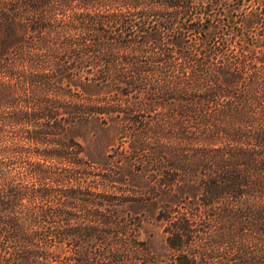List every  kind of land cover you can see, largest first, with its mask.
Returning <instances> with one entry per match:
<instances>
[{"label":"trees","instance_id":"16d2710c","mask_svg":"<svg viewBox=\"0 0 264 264\" xmlns=\"http://www.w3.org/2000/svg\"><path fill=\"white\" fill-rule=\"evenodd\" d=\"M0 264H264V0H0Z\"/></svg>","mask_w":264,"mask_h":264},{"label":"rangeland","instance_id":"374dc122","mask_svg":"<svg viewBox=\"0 0 264 264\" xmlns=\"http://www.w3.org/2000/svg\"><path fill=\"white\" fill-rule=\"evenodd\" d=\"M152 234V236H150ZM143 237H147L149 242L151 244H156L158 240L160 241L161 236H160V228L159 227H152V226H147L145 231L142 234Z\"/></svg>","mask_w":264,"mask_h":264}]
</instances>
